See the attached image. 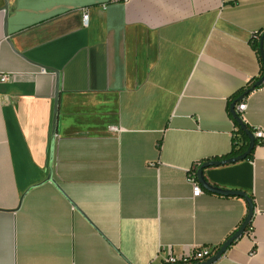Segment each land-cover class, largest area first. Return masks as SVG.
<instances>
[{"label":"crops","instance_id":"1","mask_svg":"<svg viewBox=\"0 0 264 264\" xmlns=\"http://www.w3.org/2000/svg\"><path fill=\"white\" fill-rule=\"evenodd\" d=\"M260 31L264 0H0V264L221 247L247 203L193 197L189 173L231 152L228 104L260 77ZM244 102L264 131V85ZM204 177L255 205L253 237L216 264H264V145Z\"/></svg>","mask_w":264,"mask_h":264},{"label":"water","instance_id":"2","mask_svg":"<svg viewBox=\"0 0 264 264\" xmlns=\"http://www.w3.org/2000/svg\"><path fill=\"white\" fill-rule=\"evenodd\" d=\"M260 55L264 60V34L262 35V38L260 41ZM262 85H264V76L255 84V87H260ZM247 94L248 93H246V95ZM246 95L241 97L239 100L240 101L244 100ZM58 100H59V87L57 86L56 94H55V110H54V120H53V129H52V147L54 145V139L56 136ZM231 112L233 113L234 117L237 119L242 130L249 137L250 143H249L248 150L242 156L237 157V158H231V159L223 160V161H208V162L203 163L197 171V179H198V182H199L201 188L203 190L209 192V193H213V194H217V195H221V196H225V197H239V198L244 199L245 202L247 203V206H248V213H247L246 218L243 221L242 225L240 226V228L229 239H227V241L218 249L216 254L213 257H211L209 260H207L203 263H198V264H216L225 255L227 250L237 240H239L240 238H242L245 235L247 228L252 223V219H253V216L255 213V205H254L253 199L249 195H247L246 193H244L242 191L225 190V189H220L218 187H214V186L210 185L204 177V171L208 168L223 166L226 164H233V163L245 160L248 156L251 155V153L255 147L256 139L254 137V134H252L247 129L245 123L239 117L238 113L236 112V104L235 103L232 104V106H231ZM47 181L56 185L55 181L53 180L52 158H51V162H50L49 175H48Z\"/></svg>","mask_w":264,"mask_h":264},{"label":"built area","instance_id":"3","mask_svg":"<svg viewBox=\"0 0 264 264\" xmlns=\"http://www.w3.org/2000/svg\"><path fill=\"white\" fill-rule=\"evenodd\" d=\"M83 21L88 23L89 13L88 11L84 12ZM254 37V35H253ZM8 80L7 76H3L1 81L5 82ZM247 105L245 102H241L236 106V112L242 115L246 111ZM237 129L235 128V131ZM254 137L258 141H264V131L262 129H254ZM203 163H198L195 165L189 173V181L193 190V197H199L204 193V190L201 188L198 179L197 171ZM250 237H253V228L250 227L247 231ZM220 247H195L188 252L182 254H175L170 249L167 250L168 254L165 257H162V252L165 250L164 247L160 248L156 256L148 264H198L203 263L213 257Z\"/></svg>","mask_w":264,"mask_h":264},{"label":"trees","instance_id":"4","mask_svg":"<svg viewBox=\"0 0 264 264\" xmlns=\"http://www.w3.org/2000/svg\"><path fill=\"white\" fill-rule=\"evenodd\" d=\"M264 34V32L260 31L258 33H256L252 39V46H253V49L256 51V53L259 55V60H260V63H261V74H260V77L258 78H253L251 79V81L244 87L242 88L240 91H238L231 99V101L229 102L228 104V111H229V115L231 116L233 122H234V125H235V128L237 129L235 131V135H234V141H233V148L231 150V152L226 155L225 157H223L222 159L223 160H228V159H231V158H237V157H240L242 156L244 153H246V151L248 150L249 148V143H250V140H249V137L247 136V134L242 130V128L240 127L237 119L234 117L233 113L231 112V106L232 104H236V106L241 103V102H244V100L249 96L251 95L253 92H255L256 90L260 89L262 86L260 87H255V84L264 76V60L263 58L261 57L260 55V41H261V38H262V35ZM246 93H248L246 95ZM244 95L245 98L244 100L240 101L239 99L241 97H243ZM239 117L241 118L242 116L240 114H238ZM242 119V118H241ZM246 125V124H245ZM247 129L252 133L254 134V128H251L249 127L248 125H246ZM261 145H264V141H258L256 140V144H255V147L251 153L250 156H248L245 160H250L253 158V155H254V152H255V149L258 147V146H261ZM252 226V223L251 225L247 228L246 232L248 231V229Z\"/></svg>","mask_w":264,"mask_h":264}]
</instances>
